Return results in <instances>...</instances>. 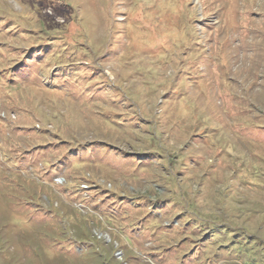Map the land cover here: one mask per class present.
I'll list each match as a JSON object with an SVG mask.
<instances>
[{
	"label": "rangeland",
	"instance_id": "obj_1",
	"mask_svg": "<svg viewBox=\"0 0 264 264\" xmlns=\"http://www.w3.org/2000/svg\"><path fill=\"white\" fill-rule=\"evenodd\" d=\"M0 264H264V0H0Z\"/></svg>",
	"mask_w": 264,
	"mask_h": 264
}]
</instances>
